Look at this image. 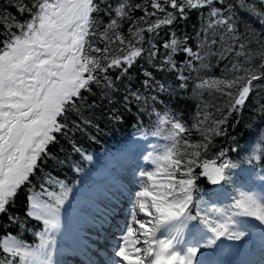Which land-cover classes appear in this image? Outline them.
I'll return each mask as SVG.
<instances>
[{"label":"snow or ice","instance_id":"1","mask_svg":"<svg viewBox=\"0 0 264 264\" xmlns=\"http://www.w3.org/2000/svg\"><path fill=\"white\" fill-rule=\"evenodd\" d=\"M68 257L264 264V0H0V264Z\"/></svg>","mask_w":264,"mask_h":264},{"label":"trees","instance_id":"2","mask_svg":"<svg viewBox=\"0 0 264 264\" xmlns=\"http://www.w3.org/2000/svg\"><path fill=\"white\" fill-rule=\"evenodd\" d=\"M191 25L189 24V30ZM204 100L211 101L212 97L208 93H205ZM196 104L197 101L194 100L188 93L176 94V96L171 100H166V105L173 109L175 114L183 116L184 121L187 123H191V117L196 113ZM163 107V106H162ZM211 111V109H209ZM246 121H242L239 128L236 131L232 132V135L240 140V144L245 141L248 137V133L244 131V124ZM131 128H124L122 130H118L111 137L108 138V145L110 146L115 137L118 135H122L123 132H129ZM239 133V135H238ZM128 134V133H127ZM243 137V138H241ZM244 146V145H243Z\"/></svg>","mask_w":264,"mask_h":264},{"label":"rangeland","instance_id":"3","mask_svg":"<svg viewBox=\"0 0 264 264\" xmlns=\"http://www.w3.org/2000/svg\"><path fill=\"white\" fill-rule=\"evenodd\" d=\"M151 142V141H150ZM100 174L102 175L103 177V181H101L102 183H100V180L99 178L97 177V175L95 176L94 178V182L91 184V187L86 191L90 194V199H85L86 203L83 205L84 207V217L83 219H81L80 221V228L82 226H85V225H88L90 224V219H89V212H90V208L92 207H95V208H98L96 207V203L97 201L100 199L101 201L104 200L106 197H105V192L107 191V189H109V178L101 171ZM107 182L108 186L107 188H101L102 185H104L105 183ZM91 205V206H89ZM89 206V207H88ZM91 210H94V208H92Z\"/></svg>","mask_w":264,"mask_h":264},{"label":"bare ground","instance_id":"4","mask_svg":"<svg viewBox=\"0 0 264 264\" xmlns=\"http://www.w3.org/2000/svg\"><path fill=\"white\" fill-rule=\"evenodd\" d=\"M247 139H248V137H247ZM247 139H246V140H247ZM244 143H245V141H243V142L241 143V146H242V147H243ZM73 261H74V260H73Z\"/></svg>","mask_w":264,"mask_h":264}]
</instances>
